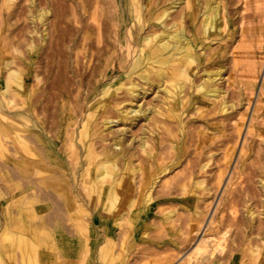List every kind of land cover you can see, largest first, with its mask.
I'll return each instance as SVG.
<instances>
[{
    "label": "bare ground",
    "instance_id": "1",
    "mask_svg": "<svg viewBox=\"0 0 264 264\" xmlns=\"http://www.w3.org/2000/svg\"><path fill=\"white\" fill-rule=\"evenodd\" d=\"M249 2L242 0L237 8L234 0H0V128L15 132L16 144L7 152L0 137V154L18 170L14 203L30 228L5 234L3 244L19 249V264H128L134 253L136 264L148 259L146 264H168L181 251L175 240L166 247L147 241L133 252L144 239L136 221L154 205H166L161 224L171 226L185 211L178 227L185 237L179 242L195 240L207 212L195 191L207 187L195 174L206 172L213 156L201 151L203 130H221L215 123L202 126L197 118L234 107L223 85L228 54L234 67L239 54L250 56L247 70L252 80L257 77L253 56L264 48V11L243 12ZM34 35L37 48L48 36L42 52L80 44L83 57L93 58L82 71L69 70L76 90L85 92L55 137L33 128L32 115L44 106L29 102L32 84L27 86L15 60L21 58L16 54L21 40L25 50H36ZM213 40L223 43L213 47ZM235 47L244 50L237 54ZM208 59L212 65L205 66ZM198 126L194 157L187 147ZM241 126L242 120L237 131ZM32 129V136L26 134ZM224 156H230L228 150ZM224 171L217 172V184ZM29 173L36 180L27 179ZM258 184L264 188L262 176ZM250 199L244 200L247 222L236 215L238 199L232 197L229 218L224 213L219 220L210 218L208 231L180 264H264V244L255 241L262 227L255 224ZM260 203L264 220V197ZM168 250L176 253L159 255Z\"/></svg>",
    "mask_w": 264,
    "mask_h": 264
},
{
    "label": "rangeland",
    "instance_id": "2",
    "mask_svg": "<svg viewBox=\"0 0 264 264\" xmlns=\"http://www.w3.org/2000/svg\"><path fill=\"white\" fill-rule=\"evenodd\" d=\"M234 1H235L234 7L239 8L242 6L241 3L242 0L240 1L238 0L239 2L237 0ZM249 5H250L249 8L246 9V11L244 10L243 12L245 13L247 12V14H251V15H254L255 13H256L255 15H260L259 14L260 11L261 12L264 11V9H257L259 7L264 8V6H262V3L258 2L257 0L255 1L250 0ZM258 10L259 13H257ZM234 12L236 16L237 15L236 10H234ZM38 27L40 30L42 26L39 24ZM44 32L46 33V31H43V33ZM38 36L34 35L36 50L34 47L33 51L28 52L27 50H25L26 49L24 44L25 41L21 40V44L17 43V46L19 47H17L18 53L16 54L20 55L21 58L19 59L16 58L15 60L16 63L20 65L19 67L22 66L23 69L22 74L26 76L25 77L23 75L24 78H26L25 80L27 86L30 88V85L32 84L31 88L33 92L31 93L29 102L32 105H36V106L42 105L41 107L44 106L43 109H38L36 110L37 112H34V115L36 117L32 115L33 119L35 118L36 120V125L33 128H35V130L38 129L40 131L42 130V132L47 134V136L49 137L50 136L55 137L60 122H62L63 125H66L67 122L69 121V118L74 115V112L76 110L75 107L76 99H77L76 97L85 92L84 87L80 88L81 92L76 90V88L78 89L79 87L74 82L75 78L73 77L72 73H70L69 70L70 68H76L77 70L82 71L84 65L86 64L91 65L93 63L92 61L93 58L90 56L89 58L83 57L84 47H82V45L80 44H74L71 47H66L65 44L58 45L57 48H55L54 50L47 48L44 52H42L43 47L45 48V44L47 43L48 36L46 35L45 40H43L41 43V46L37 48L39 42ZM222 43H223L222 41H218V40L212 41L213 47L222 45ZM243 50L244 48H237V47L233 48V51L237 52V54L239 52H242ZM255 57H256L255 61H257L256 62L257 77L254 80L250 78L251 76L247 70V61L248 59L250 60V56L245 54L242 55L239 54L237 58V64L235 65V67L232 64L233 61L229 54L227 59L224 57L226 61L225 64L226 81L224 82L223 85L228 92L227 102L229 101L228 102L229 105H231V103H234V107L230 106L228 108V111L224 113L216 112L215 114V112L213 113L210 112L208 114H204L201 118L200 117L197 118V123L200 121L202 126L203 124L205 125L207 122L215 123L219 125L222 131L218 130L212 133L213 131L205 130V129L203 130V136L206 137V141L201 143L202 146L201 151L209 150L210 152L213 153V156L209 162V165L205 168L206 172H196L195 174L196 178L204 179L205 181L204 185L207 187V189L205 190H202L200 187L197 189L195 188L197 194L203 196L202 200L200 199L197 201L198 204L200 206L202 205L201 207L207 211L205 212L206 213L205 219L201 225L200 230L197 232L195 240L192 241L190 244L186 242L180 244V242L183 240L185 235L184 234L181 235L180 232L182 231L183 227L181 228L178 227L183 222V219L186 215L185 211L184 212L181 211L183 214L181 213L179 216H177L178 214L176 215L177 216L176 218H178V220L176 219V221L174 222L175 226H171L167 223L161 224L162 223L161 209L165 208L166 205H163L160 208L154 205L150 209L146 218L136 221L137 226L140 229V233L144 232L141 235L144 237L145 240L144 239L141 241L137 240L136 248L133 252H137L138 251L137 249H139L141 245L147 243V241L148 243H151L150 241H156L159 246L166 247L169 244L174 243L175 240L177 241V243H179V249L181 248V251L168 264H180L183 258L194 247L195 242L204 233L208 231V228L210 227L208 223L210 218L219 220V218L223 213L226 214L224 217L226 220L229 218V217L226 218L228 216L227 205L232 199V197L237 198L239 202V203L237 202L238 210L236 212V215L243 222H247V217L244 214L245 212L244 200L245 198L247 199L248 196H251L249 202L253 205L254 207L253 209L257 212L255 217L256 220L255 224H260L262 227L259 229V233L257 234V236H255V241L257 240L258 241V242L256 241L257 243L260 242L259 244H264V220H262L261 215L258 214V212L261 210L260 200L262 199V197H264V194H262L264 188H262L260 184H258L260 176L264 178V87H262L261 84L262 75H264V64H262L264 63V48H261L259 52L257 51V53L253 56V59ZM204 65L205 66L212 65L210 59L206 60ZM2 73H4V71ZM231 73L233 74L232 76ZM230 76L232 78H230ZM66 85L67 88L70 90H68L65 87ZM62 91H64V93H62ZM34 97L37 99H35ZM151 97L152 95L148 96L147 98H143L141 99L142 100L141 102L144 103L146 101L148 102V100H150ZM16 99L18 100V97H16ZM240 120H242V126L239 132L237 131V125L239 124ZM44 124L46 127L44 126ZM49 126L53 128H50ZM116 127L118 126H114V128ZM199 128L200 126H198L196 130H193L191 141L188 142V147H187V152L192 151L191 155L194 157L197 156L196 153L193 152L197 151V150L194 151V146L196 145L197 132ZM1 129L2 128H0V137L2 138L1 140H3L6 143V146L8 148L7 152L13 153L14 150L13 148L15 147L16 144L13 142L14 138L12 137L14 136L15 132L13 133L9 132L4 128L3 130ZM62 130L63 128L61 129V132ZM33 131H34L33 129L29 130L26 134L28 135L30 134L32 136L34 134ZM52 132L54 134H51ZM226 149L230 153V156L225 160L224 158L226 157L224 155L227 151ZM65 155L66 156L70 155V152L67 153L65 152ZM203 156L204 158L206 157V155ZM69 158L67 157L68 162L73 161V158L71 156H69ZM183 159L184 156L181 158V160ZM224 166L226 167L224 168ZM0 167H1L0 168V264H19L20 262L19 260L20 255H18L20 254L19 249L14 246L7 247L6 245H4L3 243H5V241L3 240L4 238L3 236L5 234H9L12 232L15 233L19 230H23V232H26L30 230V228L23 225L22 220L20 221V219L18 218L20 211L18 210V208H16V205L14 203V201L17 198L16 191H17V183L19 181V174L17 172L18 170H16V167L13 165L12 161H7L6 157L2 154H0ZM222 167L224 168L225 171L223 170ZM218 170L224 171L223 176L221 178V182H219L220 184H217L218 183L217 172H219ZM27 177H26L27 179L30 178L36 180L37 176L35 174L29 173ZM6 179H8L7 180L8 182L6 181ZM158 188L159 187L155 189L158 190ZM243 189H245L244 193H243ZM156 190H154V195ZM172 196H176V195L173 194ZM9 202L10 204L7 205L6 207L5 205L8 204ZM175 212L178 213V211ZM258 220H260V222ZM257 221L259 223H257ZM15 223L17 224V227L15 226L16 225ZM176 229H180L179 232ZM231 229H233V227H231ZM230 233L231 232L227 233L226 236L230 235ZM225 249L227 248L225 247ZM173 251L174 253H176L175 250H168L167 252L161 253L159 255L166 256L167 254ZM134 255L135 253L129 256V259L132 260L128 264H136L134 263L135 260V258L133 257ZM148 260H146L145 262L137 261V263L146 264L149 262ZM150 261H153V259L150 258Z\"/></svg>",
    "mask_w": 264,
    "mask_h": 264
}]
</instances>
